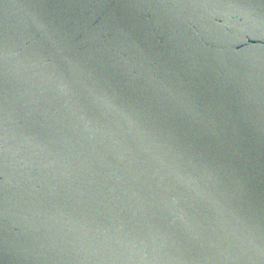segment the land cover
Segmentation results:
<instances>
[{"label": "water", "instance_id": "water-1", "mask_svg": "<svg viewBox=\"0 0 264 264\" xmlns=\"http://www.w3.org/2000/svg\"><path fill=\"white\" fill-rule=\"evenodd\" d=\"M0 264H264V0H0Z\"/></svg>", "mask_w": 264, "mask_h": 264}]
</instances>
